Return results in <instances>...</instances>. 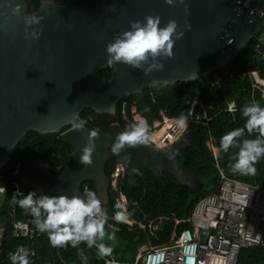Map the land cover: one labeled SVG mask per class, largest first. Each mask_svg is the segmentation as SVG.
Masks as SVG:
<instances>
[{
  "label": "water",
  "instance_id": "water-1",
  "mask_svg": "<svg viewBox=\"0 0 264 264\" xmlns=\"http://www.w3.org/2000/svg\"><path fill=\"white\" fill-rule=\"evenodd\" d=\"M28 7L27 0H0V168L34 131L59 135L77 153L74 164L60 173L39 155L18 164L16 178L39 194L83 196L82 183L88 180L107 206L105 163L111 156L149 168L165 182L169 173L191 193L199 192L202 176L176 160L177 152L189 145L183 139L165 148L151 143L115 154L111 146L121 130L112 124L95 140L93 163L81 164L93 130L86 122L75 130L73 114L80 118L93 111L114 117L121 100L146 87L192 83L228 65L264 29V0H174L172 5L165 0H41L35 12L28 13ZM150 15L160 17V27L175 20L177 31L184 33L180 39L173 36V57L160 60L164 70L145 75L123 63L108 65L107 44L129 30L131 21ZM33 16L42 17L40 23L27 25L25 18ZM33 30L38 38L32 37ZM107 67L109 78L101 74ZM133 182L130 178L127 188Z\"/></svg>",
  "mask_w": 264,
  "mask_h": 264
},
{
  "label": "trees",
  "instance_id": "trees-1",
  "mask_svg": "<svg viewBox=\"0 0 264 264\" xmlns=\"http://www.w3.org/2000/svg\"><path fill=\"white\" fill-rule=\"evenodd\" d=\"M41 0H27L28 13L36 11ZM57 3H65L66 0H55ZM260 34V33H259ZM258 34V35H259ZM258 35L235 56L231 62L217 71L196 80L192 83L177 82L173 86L158 85L152 88H144L140 94L130 95L125 98L128 102L135 101L137 112L141 117L146 118L152 125L160 120V113L164 112L170 119H177L182 113L188 115L190 101L187 95L190 90L198 91L199 100L202 101L201 108L196 107L188 116L187 128L181 135V139L189 143L179 150L176 160L186 169L196 171L202 178L204 185L199 192L191 193L186 185H180L175 178L167 173L168 181L157 176L149 168L134 166L124 162L126 175L123 182V191L127 198V209L132 212V217L141 220L143 215L149 217L166 216L161 231L152 232V228H140L137 224L132 227L124 221L118 222L113 216L121 210L116 206L113 195L108 190V204L103 205L108 214V223L113 224L116 229L105 225L107 233L103 243L113 248L110 256L101 257L95 246L89 248L82 243L78 248L70 245L66 247H53L49 242L47 234L36 231L34 237L15 238L12 234V219L10 210L16 209L19 220H25L31 228L36 229L33 217L21 209L17 203L24 198L28 192L37 190L24 186L15 176L18 164L22 161H30L33 156L39 155L52 172L60 173L74 164L77 158L76 150L72 144L61 139L59 135H41L29 131L17 145L12 153L11 160L4 167L0 168V185H5L7 191L0 195V222L4 232L0 239V264H11L9 254L15 252L23 245H29L34 255L30 256V264H140L137 259L139 249L142 246H158L169 241L174 228V217L182 220L190 216L194 205L204 195L217 191L222 180V174L229 178L242 180L251 184H258L264 188V158L255 165V175L234 174L231 164L238 148H230L224 152L220 147L222 137L238 128H243L246 118L242 111L244 106L256 102L264 107L262 91L253 92V80L250 73L257 71L264 79V61L256 51ZM111 67L102 69L101 74L105 78L110 77ZM234 102L236 112L229 113L228 107ZM118 107V106H117ZM201 111L207 113L210 120L208 126L203 125L205 121L192 122L194 114L201 115ZM85 120L86 125L92 130L108 132L112 124H117L121 132L125 131L124 122L118 114V108L114 117L97 115L93 111H85L79 118ZM258 132L248 134L245 131L242 139H255ZM214 140L219 148L217 156L214 150L209 147L208 141ZM118 158L111 156L105 163V173L111 179ZM133 169H136L134 172ZM133 178L134 182L127 188V181ZM16 182L18 183L16 185ZM96 192L92 181H84V187ZM19 189L22 194L17 200L14 199V190ZM174 216V217H173ZM184 228H191L189 224L182 223L176 228L180 232ZM115 234V240L108 239V236ZM83 253L81 255L80 253ZM237 264H264V245L243 249L238 254Z\"/></svg>",
  "mask_w": 264,
  "mask_h": 264
},
{
  "label": "clouds",
  "instance_id": "clouds-1",
  "mask_svg": "<svg viewBox=\"0 0 264 264\" xmlns=\"http://www.w3.org/2000/svg\"><path fill=\"white\" fill-rule=\"evenodd\" d=\"M165 2L172 5L174 0H165ZM180 2L183 3L184 0H180ZM19 11L20 6L17 5L14 12L18 14ZM41 19L42 17L33 16L25 18V23L38 25ZM145 21H131L129 30L116 35L114 41L107 44L108 65L123 63L133 69L143 70L145 75H149L154 70H164V64L160 60L173 57L175 44L173 36L180 39L184 33L177 31L178 25L175 20H169L164 27H160L159 16H147ZM31 35L33 38H38L40 33L33 30ZM145 64L148 65L147 68L144 67ZM191 114V110L188 115L182 113L176 119V126L185 130L188 116ZM242 115L246 118L244 127L225 134L220 141V147L224 152H228L230 148H238L234 162L231 164L234 174L255 175L257 172L255 165L261 158H264V107L252 102L244 106ZM72 121V127L75 130L83 129L85 121L80 120L78 114H73ZM245 131L248 134L258 132L259 135L255 139H242ZM98 138L99 132L96 130L88 134L83 154L79 158L81 164L90 166L93 163L92 155L95 150V140ZM152 139L153 136L146 118L140 117L125 131L116 135L111 151L118 154L125 147L147 146L152 143ZM128 155L130 156V153ZM133 171L135 172L136 169ZM0 190L7 191L4 188ZM17 203L21 209L33 217L36 229L42 234H47L53 247L70 245L73 248H78L80 244L84 243L89 248L95 246L101 257L111 255L113 248L103 243L107 235L105 225L109 217L103 207L102 200L95 191L85 188L83 196L73 195L71 197L45 194H40L37 197L35 192L31 191ZM113 219L122 222L126 219V215L122 211L117 212ZM0 229H3L4 232L1 222ZM108 239L115 240V234L108 236ZM80 254L83 255L82 251ZM28 257L29 252L23 248H18L9 254L11 264H30Z\"/></svg>",
  "mask_w": 264,
  "mask_h": 264
},
{
  "label": "built area",
  "instance_id": "built-area-1",
  "mask_svg": "<svg viewBox=\"0 0 264 264\" xmlns=\"http://www.w3.org/2000/svg\"><path fill=\"white\" fill-rule=\"evenodd\" d=\"M256 51L264 61V29L258 35ZM250 77L253 80V92L261 90L264 97V79L260 73L254 71L250 73ZM187 100L190 101L191 111L197 106L201 108L202 101L199 100L196 89L189 91ZM117 108L125 127H129L141 117L137 112L135 101L128 102L123 99ZM228 112H236L234 102L229 105ZM160 117L161 119L156 120L152 125L147 123L153 136L152 144L165 148L181 139L186 129H179L176 126V119L168 118L164 112L160 113ZM200 121H205L203 125L208 126L210 120L205 111H201V115L192 116V122ZM208 145L217 156L218 151L211 140ZM125 175V165L119 160L115 164L108 185L116 206L126 215L124 222L130 227L137 224L142 229L149 226L152 232L161 231L168 217L152 218L143 215L138 221L132 217V212L128 211L127 198L123 191ZM221 179L217 191L204 195L194 205L188 218L179 220L173 216L174 228L169 241L153 247L142 246L139 249L137 259L141 260L140 264H237L241 250L264 245V188L258 184L229 178L224 174ZM2 188L7 190L6 186H0V189ZM84 188L90 189L89 186ZM5 192L0 190V195ZM21 194L19 189H15L13 200H17ZM10 216L13 225L12 234L15 238L34 237L38 230L31 228L27 221L19 220L15 208L10 210ZM182 223L189 224L191 228L177 232V226ZM107 226L117 228L108 222ZM2 235L3 229H0V239ZM20 248L29 252L28 258L34 255L29 245Z\"/></svg>",
  "mask_w": 264,
  "mask_h": 264
},
{
  "label": "crops",
  "instance_id": "crops-1",
  "mask_svg": "<svg viewBox=\"0 0 264 264\" xmlns=\"http://www.w3.org/2000/svg\"><path fill=\"white\" fill-rule=\"evenodd\" d=\"M216 148V150L219 152V148L215 145L214 140H211ZM209 142V141H208ZM210 147V146H209Z\"/></svg>",
  "mask_w": 264,
  "mask_h": 264
},
{
  "label": "rangeland",
  "instance_id": "rangeland-1",
  "mask_svg": "<svg viewBox=\"0 0 264 264\" xmlns=\"http://www.w3.org/2000/svg\"><path fill=\"white\" fill-rule=\"evenodd\" d=\"M107 264H109V263H107Z\"/></svg>",
  "mask_w": 264,
  "mask_h": 264
}]
</instances>
